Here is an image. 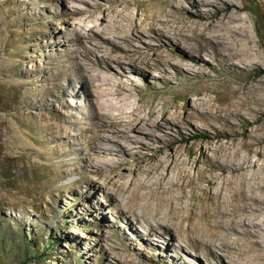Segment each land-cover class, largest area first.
Segmentation results:
<instances>
[{
	"label": "rangeland",
	"instance_id": "obj_1",
	"mask_svg": "<svg viewBox=\"0 0 264 264\" xmlns=\"http://www.w3.org/2000/svg\"><path fill=\"white\" fill-rule=\"evenodd\" d=\"M168 1L122 0V5H129L116 10L124 9V14L140 20L148 13L156 14ZM236 2L245 7L234 24L244 34L236 46L249 49L251 60L246 68L238 63L241 74L231 76L206 54L207 66L184 63L180 74L164 63L166 54L156 49L153 34L132 35L128 22L119 19L122 37L106 32L100 40L97 31L116 19L115 10L104 0H0V264H131L126 262L130 259L163 264L168 254L164 243L153 240L155 248L146 250L140 242L133 244L120 228L124 219L128 221L127 208L125 197L115 193L113 185L121 179L120 173L127 179L130 170L139 167L132 156L145 155L146 144L159 146L170 139H183L174 147L191 153L183 156L186 164L179 183L204 174L206 180L216 176L217 183L227 180L236 188L251 173L220 171L219 167L235 160V155L237 161L264 167V0ZM98 3L102 10L95 7ZM145 5L149 6L140 11ZM96 41L103 47H95L92 43ZM152 48L161 54L160 59L152 57ZM133 50H141L160 64L155 69L136 61L142 72L133 71L128 67L130 60L124 58ZM88 54L113 63L108 76L132 92L127 105L115 114L124 117L138 110L143 115L154 112L159 122L166 120L164 128L150 129L156 142L139 134L141 145L125 143L130 147L127 155L118 152L116 142L100 141L108 150L96 157L101 164L129 161L114 175L106 167L94 168L87 153L91 133L84 128L92 120L97 100L93 87L87 92L77 82L81 77L75 58L84 61ZM197 67L204 76L194 77L188 71H197ZM64 73L74 79V89L54 101L48 94L55 90V82L65 86ZM243 81L251 83L246 94L239 91ZM50 124L64 127L60 137L68 138L54 140L47 133ZM214 152L219 156L217 163L210 160ZM206 180L198 184L201 189H209ZM184 189L189 196L191 187ZM236 217L241 220L244 215ZM249 217L264 221V213ZM136 228L135 234L144 236L143 229ZM259 236L260 246L244 253L242 264H264V227ZM179 242L174 243L176 249ZM177 256L182 264H216L210 257L196 256L191 247L179 250Z\"/></svg>",
	"mask_w": 264,
	"mask_h": 264
},
{
	"label": "bare ground",
	"instance_id": "obj_2",
	"mask_svg": "<svg viewBox=\"0 0 264 264\" xmlns=\"http://www.w3.org/2000/svg\"><path fill=\"white\" fill-rule=\"evenodd\" d=\"M104 1L115 10L113 18L116 17V19L106 22L102 30L97 31L100 40H103L101 35L106 32L113 34V37L121 38L123 27L119 20H122L128 22V30L132 35L134 33L153 34L157 42L156 49L166 54L164 63L180 74H183L184 63L202 62L207 66L208 59L205 61L203 54L214 58L220 70L226 71L231 76L241 74L238 63L243 64L245 68L250 64V50L236 46L237 42L244 38V34H242V27H236L234 24L240 20L238 13L245 10V7L239 5L236 0H184V2L170 0L165 2L166 6L158 9L156 14L148 13L149 15L146 14L140 20L135 19V16L131 18V15L124 14L128 2L126 5L123 4L125 8L119 11L116 9L122 5V0ZM146 6L149 5L141 6L139 10L144 12ZM203 6L213 10L203 12L201 11ZM95 7L102 10L99 3ZM102 21L103 19H100V24ZM92 44L97 48L103 47L99 41ZM134 55L138 57L134 59ZM155 55L159 58L161 54L157 55L155 52L152 57ZM87 56H83L84 61L81 59L78 61L75 58L77 71L81 77L77 82L87 92H89V87H93L97 100L92 120L84 128V132L91 133L90 139L86 141L87 153L89 152V160L94 168L106 167V171L114 175L123 170L122 168L129 161L120 159L116 162L109 161L101 164L96 157L108 153V150L100 141L116 142L120 145H118V152L127 155L126 151L130 150V147L125 146V143L141 145L142 142L137 137L139 134L146 135L145 137L150 141L156 142L150 129L164 128L166 120L159 122L154 112L143 115L138 110L128 111V115L124 117L115 114L113 111L127 105L126 101L132 98V92L114 83L108 76L113 63L90 54ZM152 57H148L141 50H133L124 58L130 60L128 65L130 69L142 72L136 67V61L156 69L160 60L155 61ZM200 69L197 67L196 71L188 68V71L194 73L192 75L194 77L204 76L199 71ZM93 71L97 73L92 74ZM63 75L66 76L65 86L55 82V90H50L48 94L54 101L65 98L74 89L71 83L74 79L65 73ZM250 84L249 82L243 83L239 91L246 94L250 90ZM47 133L54 140L68 138L66 135L60 137L61 134H65V128L59 125H51ZM176 142H183V139H170L159 146L144 145L148 149L145 155L133 154L132 156L139 167L130 170L127 179L124 174L120 173L121 181L113 183L115 193L125 197L123 206L127 208L125 213L128 221L124 219L120 228L127 231L133 244L141 243L146 250L155 248L153 240L164 243L165 253L168 254L163 264H182L177 258V253L187 247H191L196 256L210 257L216 264H242V255L255 246H260L259 230L264 227V221L253 220L249 215L264 213V167L256 162L237 161L239 158L235 155L234 158L232 157L235 160L222 162L219 167L220 171L225 169L232 173L240 171L251 173L249 178L241 179L236 188L232 187L227 180L217 183L216 176L206 180L204 174L189 178L185 175L184 178L187 179L179 183L182 177V166L186 164L183 156L188 157L191 152L175 148ZM72 145L71 143L70 146ZM217 155L218 153L214 152L210 160L219 161ZM173 170H177L174 175L171 174ZM205 180L208 182L209 189H201L198 185ZM185 186L191 187L189 196L185 194ZM203 200H206L207 204H204ZM124 208L120 207L119 211L123 213ZM238 214L244 215V218L238 220L236 217ZM102 221L109 226H113L114 223L106 218H102ZM136 226L143 229L144 236L137 232L138 236L135 234ZM113 227L119 228V225L114 224ZM175 241H180L177 249L174 246ZM186 241L189 244H185ZM234 256L238 261L233 259ZM126 262L142 264L134 259L126 260Z\"/></svg>",
	"mask_w": 264,
	"mask_h": 264
},
{
	"label": "trees",
	"instance_id": "obj_3",
	"mask_svg": "<svg viewBox=\"0 0 264 264\" xmlns=\"http://www.w3.org/2000/svg\"><path fill=\"white\" fill-rule=\"evenodd\" d=\"M56 240L53 238V239H51V242H55Z\"/></svg>",
	"mask_w": 264,
	"mask_h": 264
}]
</instances>
